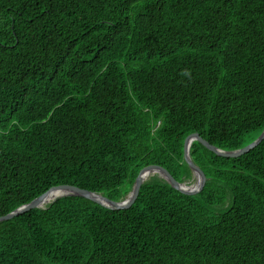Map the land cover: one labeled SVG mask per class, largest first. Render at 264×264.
I'll list each match as a JSON object with an SVG mask.
<instances>
[{
    "label": "trees",
    "instance_id": "1",
    "mask_svg": "<svg viewBox=\"0 0 264 264\" xmlns=\"http://www.w3.org/2000/svg\"><path fill=\"white\" fill-rule=\"evenodd\" d=\"M264 131V0H0V217L59 186L192 181L186 139ZM203 191L66 197L0 223V264H264V141L199 142Z\"/></svg>",
    "mask_w": 264,
    "mask_h": 264
},
{
    "label": "water",
    "instance_id": "2",
    "mask_svg": "<svg viewBox=\"0 0 264 264\" xmlns=\"http://www.w3.org/2000/svg\"><path fill=\"white\" fill-rule=\"evenodd\" d=\"M264 141V131L261 134V136L252 144L246 146L243 149L232 151V152H226L223 150H220L214 146H212L209 142L205 141L199 134H193L189 136L185 141V149H184V159L188 166L190 167L193 177L197 176L199 179V186L196 190H187L183 189V186L187 183H179L170 172H168L166 169L160 167V166H149L144 168L132 189V192L128 195L127 199L124 202H114L102 195H98L95 193L88 192L86 190L79 189L77 187L73 186H59L52 188L48 193L43 195L42 197L38 198L37 200L33 201L31 204L24 206L17 211L13 212L12 214H9L4 217H0V223L10 221L18 216L24 215L32 210L35 209H46L43 208V200L48 195H55L56 199L54 202H56L59 199L66 198V197H82L88 200H91L93 202H96L108 209L114 210V211H122V210H128L130 209L135 202L137 201L141 188L145 182L148 180H144L143 175L147 172H152L154 170H158L161 172V176L158 177L162 179L163 181L167 182L172 188L175 190L181 192L182 194L188 195V196H194L203 191V189L206 186L207 178L204 174V172L193 162L191 158V147L194 142H199L204 147H206L211 152L215 153L216 155L223 157V158H229V159H237L242 156L247 155L252 150L257 148L262 142ZM97 196L100 197V199H97ZM53 202V203H54Z\"/></svg>",
    "mask_w": 264,
    "mask_h": 264
},
{
    "label": "bare ground",
    "instance_id": "3",
    "mask_svg": "<svg viewBox=\"0 0 264 264\" xmlns=\"http://www.w3.org/2000/svg\"><path fill=\"white\" fill-rule=\"evenodd\" d=\"M162 174L158 170H154L152 172H147L143 175L144 180H150L153 177H160ZM195 179V184L193 186H188L187 184L183 186V189L187 190H196L199 186V179L197 176L193 177ZM190 184V183H189ZM56 199L55 195H48L47 197L44 198L43 200V208H47L50 204H52ZM97 199H100L99 196H97ZM101 200V199H100Z\"/></svg>",
    "mask_w": 264,
    "mask_h": 264
},
{
    "label": "rangeland",
    "instance_id": "4",
    "mask_svg": "<svg viewBox=\"0 0 264 264\" xmlns=\"http://www.w3.org/2000/svg\"><path fill=\"white\" fill-rule=\"evenodd\" d=\"M158 178V177H157ZM190 183V184H189ZM195 184V179H193L192 181H190V182H187V185L188 186H193Z\"/></svg>",
    "mask_w": 264,
    "mask_h": 264
}]
</instances>
